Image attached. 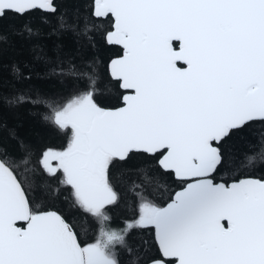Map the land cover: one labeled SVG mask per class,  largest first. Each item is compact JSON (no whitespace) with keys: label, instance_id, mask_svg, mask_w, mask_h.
<instances>
[{"label":"snow or ice","instance_id":"obj_1","mask_svg":"<svg viewBox=\"0 0 264 264\" xmlns=\"http://www.w3.org/2000/svg\"><path fill=\"white\" fill-rule=\"evenodd\" d=\"M37 13L48 20L16 31L32 39L50 22L57 35H72L70 52L36 51L68 94L17 88L5 97L0 78V103L44 107L43 119L71 138L63 150L36 154L15 129H0V264H124L121 255L144 264L147 242L133 237L147 229L159 250L150 264H264V178L215 182L226 163L264 168V0H92L89 18L57 0H0V24ZM95 20L110 23L103 39L122 50L108 65L128 91L115 109L97 99ZM7 40L0 27V58ZM11 73L32 79L17 65ZM245 135L254 139L244 159L226 154L225 144ZM138 157L140 166L121 172L122 180L140 177L128 183L135 214L111 228L121 200L112 169ZM157 168L186 184L166 206L149 198V188L162 186ZM26 187L52 198L69 188L82 227L98 228L94 242L82 245L59 212L34 208Z\"/></svg>","mask_w":264,"mask_h":264},{"label":"trees","instance_id":"obj_2","mask_svg":"<svg viewBox=\"0 0 264 264\" xmlns=\"http://www.w3.org/2000/svg\"><path fill=\"white\" fill-rule=\"evenodd\" d=\"M62 8H77L85 18L90 17L92 0H74L68 3L67 0H57ZM47 21L48 17L39 13L24 18H19L13 14H9L7 19L3 20L0 27L3 28L8 40L3 45V55L0 58V78L3 81V95L6 97L9 94L15 93L17 88L23 93L33 94L36 91L43 92L50 96L62 97L68 94V88L61 85V83L53 78L47 77L45 74L48 71V65L36 59V51L42 49V54L48 57H54L57 45L63 46L66 52H70L74 47L73 37L71 34L59 36L53 31L49 24L41 27V32L38 36L32 39L22 38L17 29L27 21ZM97 25L95 29L96 46L89 53L96 57V71L100 77L99 86L101 93L97 96L98 102L102 107L111 108L118 103L120 90L118 88V81L110 78L107 70L109 60L117 53L121 54V50L117 46H111L105 43L103 33L110 30L111 25L107 20H95ZM17 65L21 72L25 75L32 73V79L25 82L19 79H14L11 73V66ZM39 73V77L36 75ZM46 111L44 107L33 106L32 104H22L16 106H9L6 102L0 103V129H15L19 137H21L27 144H29L36 154H39L46 148H53L55 150H63L71 138L70 131H62L56 127L51 126L43 119V113ZM260 127L259 124L256 125ZM5 135H7L5 131ZM254 137L245 135L243 137H233L225 144V152L234 153L244 159V154L253 146ZM10 151L16 150L15 142H10ZM143 163V157H138L127 165L112 169V183L119 193L121 200L118 206L110 210L111 221L109 226L114 229L123 227L124 221L134 216L135 197L128 191V183L131 179H140L134 173L130 174L128 180L121 179V172L124 169H133ZM159 175V183L161 187L149 188V198L163 206L167 202L172 193L184 183L173 178L171 173L163 172L156 169ZM240 177H256L264 178V168L258 167L255 169H245L237 167L232 169L231 165L226 163L225 168L221 169L216 176V181L229 182ZM53 183H56L53 181ZM27 194L32 201L34 208L41 210H56L63 214L70 223L73 224L77 231L80 240L91 242L90 239L98 235L96 234V226L92 229L82 227L86 217L85 214L76 209H70L71 197L70 189L62 188L60 194L55 197H49L40 188H33L28 190ZM87 221L91 223V218ZM152 230H140L133 237L137 241H146L145 252L142 254V261L146 264L151 260L152 256L158 255V250L152 240ZM120 259L127 264V258L123 255Z\"/></svg>","mask_w":264,"mask_h":264},{"label":"water","instance_id":"obj_3","mask_svg":"<svg viewBox=\"0 0 264 264\" xmlns=\"http://www.w3.org/2000/svg\"><path fill=\"white\" fill-rule=\"evenodd\" d=\"M121 54H122V50H121ZM114 58H116V56L113 57V58H111V59H114ZM111 59L109 60V62H108V64H107V70H108V65H109ZM109 76H110V75H109ZM110 78H111V77H110ZM111 79H112V78H111ZM112 80H114V79H112ZM114 81H116V80H114ZM121 89H122V88H121ZM122 90H124V89H122ZM124 91H127V90H124ZM125 95H126V94H125ZM122 106H123V105H122ZM122 106H118V107H115V108H119V107H122ZM115 108H108V109H115ZM171 174H172V173H171ZM172 176H173V178H174L175 180L179 181L178 179L175 178L174 174H172ZM245 178H255V179H259V178H256V177H240V178H238V179H236V180H239V179H245ZM236 180H232V181H229V182H227V183L230 184V183H232V182H234V181H236ZM216 182H217V183H220V182H222V181H216ZM185 186H186V184H183L181 187L177 188V189L172 193L171 197L174 196L175 192L180 191V190H181L183 187H185ZM171 197H170V199H169L167 202H165V203L163 204V206H166L167 203H170V202H171ZM49 211H56V210H49ZM225 223H226V222H225ZM152 235H153V239H154V242H155V232H154V230L152 231ZM155 246L157 247V250H158V245L156 244V242H155ZM158 252H159V250H158ZM146 264H150V261H148Z\"/></svg>","mask_w":264,"mask_h":264},{"label":"flooded vegetation","instance_id":"obj_4","mask_svg":"<svg viewBox=\"0 0 264 264\" xmlns=\"http://www.w3.org/2000/svg\"><path fill=\"white\" fill-rule=\"evenodd\" d=\"M118 88H119V90H120V94H119V100H118V103L115 105V106H113V107H111V108H115V107H118V106H122L123 105V102H122V97L125 95V94H128V91H124V90H122L121 88H120V86H119V82H118ZM55 163V162H54ZM57 212H59V211H57ZM60 213V212H59ZM61 214V213H60ZM63 215V214H62ZM66 218V217H65ZM75 230V229H74ZM152 230V229H151ZM153 231V230H152ZM96 234H98V229H96ZM151 235H152V233H151ZM79 237V236H78ZM79 240H80V238H79ZM94 240H95V237H93V238H91L90 239V241L91 242H87V241H81L80 240V242H81V244L82 245H84L85 243H92V242H94ZM152 240H153V243L155 244V242H154V239H153V235H152Z\"/></svg>","mask_w":264,"mask_h":264}]
</instances>
